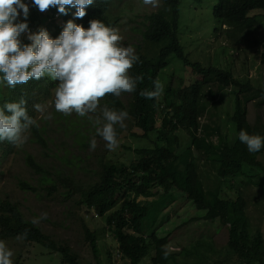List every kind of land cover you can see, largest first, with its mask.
I'll return each instance as SVG.
<instances>
[{"label": "trees", "instance_id": "1", "mask_svg": "<svg viewBox=\"0 0 264 264\" xmlns=\"http://www.w3.org/2000/svg\"><path fill=\"white\" fill-rule=\"evenodd\" d=\"M165 1L164 8L169 11L166 18L175 22L176 33L167 28L155 35L149 33L143 37L141 42L145 45L138 56L144 60L143 55L154 53L155 66L147 62L136 69L138 76L143 75L144 79L138 84L137 90L127 97L129 103L126 108L118 100L109 102V105L114 106L112 109L125 108L129 113L128 119L134 117L137 133L131 136L151 140L152 146L134 149L135 154L130 156L129 164L126 161L110 162L111 154H115L111 150H108L110 155L101 151L87 161L72 154L69 163L83 168L86 163H94L99 166V172L91 184L70 181L64 187L68 189V195L78 196L79 203L93 207L100 216H105V222L123 255L121 264H141L149 254V264L176 263V258L181 254L193 255L198 263L209 260L211 255L201 252L200 246L215 254L216 264L219 260H222L220 264H225V261L229 264H264V231L253 228L248 215L249 199L246 198L249 196L245 195L249 186L260 187L264 194V148L257 153H250L239 140L241 130L264 136L263 117L257 113L253 122L248 119L249 105L259 110L264 106V85L255 84L261 77L253 80L247 75V79L240 80L232 71L205 67L200 62L188 60L180 44L182 40L176 37L178 15L182 12L184 0ZM193 2L195 9L201 0ZM212 10L217 23L228 26V30L221 32L220 37L240 43L243 38L253 36L259 30L260 26L256 25L261 15L251 13L255 10L264 13V0H219L214 3ZM90 15L94 20H102L107 24H115L119 19L118 15L109 14L104 6L92 9ZM162 19L160 14L158 20ZM30 20L31 25L38 28H51L46 14L33 11ZM219 30L221 28H216V31ZM49 35L55 37L53 31ZM149 43L152 46H148ZM261 45L259 63L264 76V42ZM167 52L171 53L165 60L162 56H166ZM202 55L209 57L206 53ZM170 56L191 68L193 75L188 83L196 79L198 81L185 88L172 89L173 79L167 80L165 92L159 99L141 97L140 90L153 89L152 81L167 66ZM41 86L44 87L43 83ZM18 90L1 93L0 101L1 98L11 100ZM105 101L108 102L107 97L101 102ZM45 103L42 101L41 105ZM181 132L189 136L182 149ZM38 138L42 140V136ZM89 145H85L84 149H89L86 148ZM127 147L124 145L123 148ZM2 153L8 155L10 151ZM29 159L35 161L34 155L27 153L26 161ZM206 167L210 172L205 171ZM22 183L29 185L27 182ZM152 196L157 198L138 202L140 198L149 199ZM176 202L186 203L193 208L195 217L192 221L217 220L220 225L226 226L228 241L225 249L208 245L212 242L200 236L196 240L198 243L191 242L192 247L183 248L179 253H170L168 249L165 258L163 246L170 244V235L164 226L170 223L168 212ZM188 213L185 211L177 220L185 223ZM31 221L28 217L23 218L12 202L4 201L0 207V241L16 238L27 230V239L21 240L24 243H38L62 254L61 264H80L79 255L70 244L55 240ZM106 230L100 228L93 233L85 230L90 233L94 254H100L94 233ZM16 264H22L20 255L17 256Z\"/></svg>", "mask_w": 264, "mask_h": 264}, {"label": "clouds", "instance_id": "2", "mask_svg": "<svg viewBox=\"0 0 264 264\" xmlns=\"http://www.w3.org/2000/svg\"><path fill=\"white\" fill-rule=\"evenodd\" d=\"M216 1L219 0H214L209 10H202L204 0H201L195 9L193 0H184L182 12L178 15L177 31H181V35L176 37L189 40V37H185L187 33L206 28V25L198 24L202 12L207 17L213 16L216 24L214 34L220 37L221 32L228 30L226 24L220 26L215 19L212 6ZM165 2V0H0V94L7 90L20 89L11 100L1 98L0 101V167L7 159H11L12 155L25 153L21 166H26L32 171L35 178L28 189L22 188L24 184L19 183L22 190L34 193L37 197L62 192L67 199L75 194H67L68 189L64 187L66 183L75 181L87 185L97 179L99 166L94 163H86L84 168L79 166L68 179H65L62 170L53 173L55 151H60L59 148L64 151L72 150L80 141L90 140L88 135L81 131H73V125L76 123L70 121L72 117H87L92 121L96 136L106 142L108 150L120 148L119 141L124 134H128L131 140L134 138L131 134L137 133L135 119L134 117L128 119L129 113L125 109L129 103L128 96L123 99H120V96L137 90L144 76H138L136 69H139L140 64L147 62H152L155 66L156 55L147 53L143 55L144 60H140L139 51L145 43L130 41L129 37L120 35L123 33V27L128 25H131L129 33L131 37H145L149 33L155 35L161 29L167 28L175 32V22L166 18L169 11L164 8ZM137 5L152 10L145 13L141 20L129 19L123 22L125 14L133 11ZM100 6L107 7L109 14L118 15V21L115 24H107L102 20H94L90 12ZM33 11L46 14L51 28L45 26L46 28L42 29L31 25L30 16ZM256 12L259 11L255 10L251 15H255ZM160 14L163 16L162 20H158ZM218 27L221 30L216 31ZM31 30L34 32L28 36L31 43L22 44L20 37H24V33L27 31L30 33ZM51 31L55 33V37H50ZM212 34L213 32L204 37H210ZM150 45L152 46L151 43L148 46ZM197 49L201 51L202 46H198ZM170 53L167 52L162 58L166 60ZM196 81L198 79L185 84L183 80H178L171 88H185ZM152 84V90H140L139 95L149 100L163 96L166 87H162L159 78L152 81ZM105 97L108 98V102L100 108V103ZM112 100L122 102L125 108L112 109L114 106L109 105ZM42 101L50 102L54 107L44 113L45 106L41 105ZM53 111L58 112L54 119L51 116ZM90 114H95V117ZM42 118L46 121L39 130L38 121ZM125 120L129 122V126L123 129L121 134H117L116 126L124 128ZM40 136H44L45 139L39 140ZM96 136L90 141L91 151L97 147ZM54 137L58 139L54 140ZM239 140L246 145L250 153H257L264 148V136L241 130ZM40 146L45 149L41 151ZM29 147L37 150L38 155L32 154L35 161L31 159L26 161L28 153L26 149ZM5 150H9L10 153L3 154L2 151ZM69 159L70 157L68 161ZM82 176L85 177L80 180ZM22 177H25L23 173ZM75 196V199H79L77 195ZM23 199L25 198H0V207L4 201H10L14 204L15 210L27 219V212L22 206ZM143 200L151 201L140 198L138 202ZM78 204L87 212L93 210L92 217L99 216L106 220L105 216H100L95 211V208L79 202ZM47 218L48 214L45 212L38 218L34 217L31 223L36 225ZM104 229H107L106 232L110 231L109 228ZM27 236L28 231L25 230L16 239L25 240ZM97 240L99 243L98 237ZM169 247L163 246L165 258ZM49 251L57 254L56 251ZM13 255V251L6 243L0 241V264H16L17 257L13 263ZM59 256L63 260L62 254ZM117 256L120 257L117 264H121L123 255L119 247ZM111 263L116 264L114 261Z\"/></svg>", "mask_w": 264, "mask_h": 264}, {"label": "rangeland", "instance_id": "3", "mask_svg": "<svg viewBox=\"0 0 264 264\" xmlns=\"http://www.w3.org/2000/svg\"><path fill=\"white\" fill-rule=\"evenodd\" d=\"M213 2L214 0H204V2H202L201 9L209 10ZM199 9L200 8H198V11ZM150 10H152V8L137 5L133 11L125 14L122 21L124 22L129 19L141 20L143 15L150 12ZM257 14L260 15L261 13L256 12L255 15ZM198 24L206 25V28H201L197 32L187 33L185 37H189L190 39H182V41H180V44L184 49V54L188 60L191 62H200L205 65V67L212 66L232 71L233 74H235V76L240 80L247 79V75L248 77L253 78V80L254 78L260 76L261 78L255 84L261 83L262 86L264 85V76L258 62L260 56L259 50L262 46L261 43L264 42V13L261 14V18L258 19L256 25L260 26L259 30H257L252 37L243 38L240 43H234V41L228 40L227 37H219L214 34L216 24L212 15L207 17L202 12L199 16ZM130 28L131 25H128L125 28L123 27V33H121L120 36L129 37L130 41H143V37H131L129 35ZM208 30L210 33L213 32L212 36L204 37L206 34L207 36L210 34L208 33ZM177 32L178 36H180L181 31ZM29 34H34V32L32 30L30 33L27 31L24 33V37H20L22 44L27 43L28 45L31 43L28 39ZM257 43L260 44L257 45ZM198 46H202L201 51L197 49ZM236 48L239 50H234ZM203 53L208 54L209 57L202 55ZM192 75L193 73L189 66H186L184 62L176 57L170 56L169 63L157 73V78H159L162 87H165L164 85L167 80L171 79H173V84L178 80H183L184 83L187 84ZM130 94L131 93L123 94L120 98L123 99ZM103 104L104 103L102 102L100 103V108ZM52 107H54L52 103L48 102L45 106L44 113L48 112ZM257 113L264 119V106L260 110L253 105L248 107V119L250 122L255 120ZM57 114V111H53L51 113L52 118L54 119ZM90 115H93V118L95 117V114ZM45 121V118L40 119L38 121V127L42 128L45 125ZM70 121L76 123V125H73L74 132L81 131V133L88 135L90 140L88 141L84 139L80 141V143L75 145L71 151L67 150L64 152V150L59 148L60 151L54 152L55 157L53 160V173L62 170L65 174V179L69 178L70 175L76 172L79 168V165L69 163L68 158L72 154L84 158L85 161L89 160V158L99 152L101 153V151L110 155V152L106 147V142L101 137L96 136L92 121H90L87 117L79 116L72 117ZM124 123L126 125L124 128L116 126L117 134L121 133L123 129L129 126V122L127 120H125ZM179 135L182 149L186 142H188L189 136L183 132ZM93 136H96L97 140L96 149L91 151L90 145L86 147L89 149H84L85 145L90 144ZM61 137L63 138L62 135ZM44 139L45 137L42 136V140ZM57 139V137H54V140ZM151 144V140L145 141V139L141 138H132L131 140V137H129L128 134H124L122 139L119 141L118 146H120V148L117 150H111V153L115 152V154H111L110 162L116 163L119 161H126L127 164H129L130 156L135 154L134 149L145 148ZM124 145H127L132 149L128 147L123 148ZM71 146H73V142L71 143ZM40 149L43 151L45 147L40 146ZM26 152L38 155L37 150L34 147L27 148ZM86 153H88V155H85ZM24 155L25 153L12 155L11 159H7L0 167V172L2 173L0 175V198L7 197L15 199L18 197H24L25 199L22 200V206L27 212V217L31 220L34 217H40L46 212L48 214V218L42 220L36 225L52 238L62 242L66 241L70 244L74 252L79 255L80 264H109L112 261L117 264L120 260V257L117 256L119 246L113 238L111 231H97V233H94L99 238L98 249L100 251V254H96L97 257L94 256L90 246V233H93L96 229L108 228L109 225L99 216L98 218L92 217V213L94 211L90 210V212H87L84 207L78 204L77 199H75V195L65 199L61 194L62 192H58L52 196L42 195L37 197L34 193L24 191L20 188L19 183L27 182L29 185L24 183L22 184H24V189H28L35 178V174L32 171H30L26 166H21ZM205 171L210 172L207 167ZM22 173L25 177H22ZM84 177L85 176H82L80 180ZM245 192V195L249 196H246V199H249L248 215H250V218L252 219L253 228H260V230L264 231V194L260 187L255 186H249ZM155 198H157V196H152L149 199L152 200ZM185 211H188L189 213L186 215V222L181 223L177 220V218ZM168 215L170 216V223L165 224L164 230H167L166 233H169L170 235V253H179L183 248L192 247L191 242L194 241L195 243H198L196 240L200 236H203L205 237V240L212 242L208 243V245L210 244L221 250L225 249L228 241V229L226 226L220 225L217 220L214 222H208L204 219L192 221L191 219L195 217L193 208L183 202H176L171 210H169ZM86 229H88L90 233H87L85 231ZM3 241L14 253L12 257L13 263L18 255H20V262L22 264H59L60 262H63L60 259L59 253L56 254L51 252L41 244H27L21 240H17L16 238H8ZM205 244L207 245L206 242ZM199 250L203 253L210 254L211 257L209 260H202L198 263L193 255L181 254L176 258V263L171 264H216L214 261L215 254L211 253L212 251H206V249L202 246L199 247ZM110 255H112V257H110ZM150 257L151 255L149 254L148 257L141 261V264H149ZM220 262H222V260H219L217 264H220ZM225 264H229V262L225 261Z\"/></svg>", "mask_w": 264, "mask_h": 264}, {"label": "bare ground", "instance_id": "4", "mask_svg": "<svg viewBox=\"0 0 264 264\" xmlns=\"http://www.w3.org/2000/svg\"><path fill=\"white\" fill-rule=\"evenodd\" d=\"M48 104V102L47 103H45V105L44 106H46Z\"/></svg>", "mask_w": 264, "mask_h": 264}]
</instances>
